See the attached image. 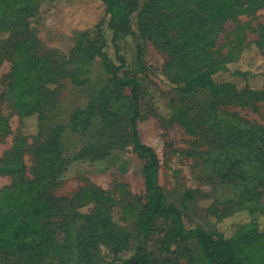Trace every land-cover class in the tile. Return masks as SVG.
Wrapping results in <instances>:
<instances>
[{
    "label": "rangeland",
    "instance_id": "obj_1",
    "mask_svg": "<svg viewBox=\"0 0 264 264\" xmlns=\"http://www.w3.org/2000/svg\"><path fill=\"white\" fill-rule=\"evenodd\" d=\"M223 1L204 9L196 0L132 3L141 12L143 32L142 62L135 67L158 71L156 77L139 73L137 119L141 141L157 154V182L187 226L230 236L248 221L264 229V213L238 205L240 190H261L255 184L264 181V4L238 0L230 10L218 9ZM16 3L0 22V166L15 169L0 172V188L35 182V196L46 208L36 234L42 232L43 241L33 253L39 262L28 264H53L52 243H63L64 218L70 224L69 264L84 250L92 264L140 257L147 264L164 258L169 264H213L195 237L186 246L177 241L170 220L139 228L147 201L145 158L130 141V90L112 84L98 53L103 0ZM187 10H193L191 23L174 25L171 17ZM133 30L120 43L129 59L140 35V27ZM218 60L230 62L214 80L235 88L212 93L201 85L181 93L164 81H180ZM18 69L34 90L35 111L23 117L14 107ZM240 176L244 187L243 180L237 184ZM95 192L108 199H97ZM2 256V264H15L13 256Z\"/></svg>",
    "mask_w": 264,
    "mask_h": 264
},
{
    "label": "trees",
    "instance_id": "obj_2",
    "mask_svg": "<svg viewBox=\"0 0 264 264\" xmlns=\"http://www.w3.org/2000/svg\"><path fill=\"white\" fill-rule=\"evenodd\" d=\"M16 1L0 0V13L2 12L0 22L7 17L8 11L17 4ZM211 1L213 0H196V3L199 4V9H204L211 5ZM237 1L224 0L223 4L217 2V8L220 9L222 5L224 10H230ZM247 1L249 3L245 5L249 6L251 2L256 0ZM103 3L105 5L106 18L104 26L100 27L99 30L102 42L98 53L104 66L111 72L112 84L119 87L126 86L130 90L133 105V111L128 120L130 141L133 151L145 158L143 178L147 201L139 219L140 230H149L152 222L156 219L170 220L177 241L186 246L189 240L195 237L203 255L213 264H264V229L259 230L254 222L248 221L240 224L230 236H225L218 230L211 232L200 226H187L178 208L165 201V195L157 182V154L151 146L141 141L137 126L140 98L139 73L141 69H144L154 77L158 76L156 68H151L141 63V65L135 67L136 61L140 58L141 46H143L141 12H137L132 0H103ZM243 3L241 2V5ZM260 4H264V0L258 3L259 6H261ZM191 11L193 12V10ZM191 11L178 12L171 17V21L178 27L183 23H186V25L190 24L191 22L189 21L192 19ZM134 24L138 30L140 27V35L134 36L136 49L131 59H129L120 52V43L125 36L134 35ZM2 26L5 25L2 24ZM105 30L110 32L109 38L105 35ZM178 31L177 33H179ZM108 46L112 48V55L108 52ZM246 46L247 44L242 49ZM229 62V60H218L184 76L177 82H173L164 74H161L164 76V81L167 82L168 88L181 93L201 85L212 93H219L234 87V83L230 81L216 82L213 78L215 74L226 71ZM243 90L246 92L257 91L256 88L249 86H245ZM33 92V86L28 84L27 75L19 69L16 70L14 107L19 116H28L35 111L31 100ZM14 171L15 169L12 165L0 166V172L11 173ZM240 180H243L240 186L241 184H246L244 182L245 178L241 176L237 184ZM255 185L261 186V190L256 191L254 188L240 190L238 205L246 206L244 208H248L251 213L257 210L264 213V181L259 180ZM244 186L246 185L241 187ZM37 193L35 182L26 183L24 180H18L10 186L0 188V264H2V253L5 258L13 256L15 264H28L30 261L39 262V260H35L36 255L33 253L39 249V242L43 241L42 232H40L41 236H36V234L41 230L38 219L42 215L45 216L46 208L41 203L43 200L39 201L38 196H35ZM94 194L99 200L108 199V196L98 192ZM262 196L263 200H261ZM62 220L59 228L63 227V243H59L57 240L52 243L53 259L55 260L54 262L52 261L53 264H69L71 259L69 219L64 218ZM82 254L77 259H73V264H92L88 251L84 250ZM170 262L171 259L164 258L152 264H169ZM106 264H147V262L144 257H140L137 260L132 258L126 260L114 258Z\"/></svg>",
    "mask_w": 264,
    "mask_h": 264
}]
</instances>
